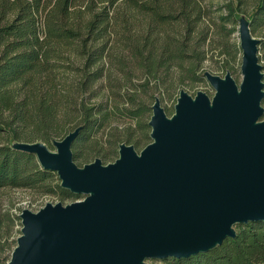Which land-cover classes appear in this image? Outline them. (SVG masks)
<instances>
[{
	"label": "trees",
	"instance_id": "trees-1",
	"mask_svg": "<svg viewBox=\"0 0 264 264\" xmlns=\"http://www.w3.org/2000/svg\"><path fill=\"white\" fill-rule=\"evenodd\" d=\"M243 16L252 30L264 28V0H0V189L31 188L63 202L82 197L13 143L38 139L51 147L80 127L72 147L77 160L88 155L86 142L99 144L92 137L117 112L149 138L146 98L172 73L178 82L203 80L211 34H231ZM223 51L230 53L228 43ZM115 74L124 79L118 88ZM110 91L119 98L112 107L104 99ZM119 135L111 132L108 151L97 152L120 148ZM19 218L0 208L1 262L17 243L10 238ZM236 230L214 248L157 264H264V219L237 223Z\"/></svg>",
	"mask_w": 264,
	"mask_h": 264
},
{
	"label": "water",
	"instance_id": "water-1",
	"mask_svg": "<svg viewBox=\"0 0 264 264\" xmlns=\"http://www.w3.org/2000/svg\"><path fill=\"white\" fill-rule=\"evenodd\" d=\"M241 82L230 71H206L215 86L192 96L180 90L175 112L152 104L151 142L137 151L122 142L118 157H73L80 127L45 141H16L56 170L61 185L83 199L25 207L21 234L7 263L152 264L186 257L236 234V224L264 219V71L261 38L240 19Z\"/></svg>",
	"mask_w": 264,
	"mask_h": 264
},
{
	"label": "rangeland",
	"instance_id": "rangeland-1",
	"mask_svg": "<svg viewBox=\"0 0 264 264\" xmlns=\"http://www.w3.org/2000/svg\"><path fill=\"white\" fill-rule=\"evenodd\" d=\"M239 27L240 23L237 24L236 31L231 34H219L215 30L212 35V47L209 50L210 57L205 61L203 65V72L211 71L215 74H219L220 76H224L227 71H230L232 76L237 82H241L243 77L242 72V46H241V38L239 37ZM252 33L255 37L261 38V42L264 40V28L253 29ZM229 44V52L226 53L223 51L225 44ZM223 51V52H222ZM259 55H260V63L264 66V43H259ZM264 71V67L263 70ZM118 75H113L112 78L115 80L114 82L119 84L116 88L121 86L123 77L117 79ZM264 80V78H263ZM104 85H107V82H103ZM184 88L186 89L192 96H195L198 90H204L208 96L213 97L215 93V86L205 77L203 80L199 81H191L186 79L183 82H178L176 78V73H172L166 80L163 82L162 86L158 88L155 92V96L161 97L162 105L169 115H172L175 111V104L178 101V95L180 90ZM147 97V94H144ZM155 96H153L150 100L148 98L147 101L150 102V105L154 103ZM106 101H108L109 106L112 107L115 102L119 101L118 97H114L112 92L110 91L108 97H105ZM262 105L264 106V99L262 101ZM152 113V112H151ZM264 117V116H263ZM128 127H132L131 129L134 131L132 138H128L127 133ZM71 128L66 130L69 131ZM119 132V142L125 141L128 143H132L135 145L137 151L141 150L148 142L152 140L150 133L149 138L144 137L142 134L141 127L137 126L136 120L131 118L127 113H119L112 114L109 118V124H107L104 129L95 133L92 139H97L99 144L90 145V143H85L84 146L87 148L86 150L89 152L88 155L82 156L76 161L81 166L84 163L94 161L96 156H99L103 159L104 163H109L110 161H114L119 154V143L117 144L114 151H110L108 156H104L102 152H107L110 148V133L111 132ZM66 132L63 134L65 135ZM138 139L137 141H135ZM83 147V149H85ZM51 148H56V145H52ZM93 148V149H92ZM97 149H100L102 152H97ZM84 193L82 197L77 199H83ZM76 200V199H75ZM61 201L56 194H42L34 191L31 188H19V187H10V188H1L0 189V208L2 210L9 209L14 213H20L22 209L25 207L31 208L33 210H39L41 206L45 205L47 202H56ZM72 200L68 199L64 203H68ZM22 227V218L17 219L12 229L10 240L18 237L21 232ZM5 226L2 227V232H4ZM9 252V251H7ZM6 253H3L4 256ZM8 260V259H7ZM5 260V263L8 261ZM159 258H151L148 261L152 264H157ZM4 263V262H3Z\"/></svg>",
	"mask_w": 264,
	"mask_h": 264
}]
</instances>
